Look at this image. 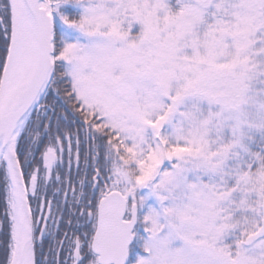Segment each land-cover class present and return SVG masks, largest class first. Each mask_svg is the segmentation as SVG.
I'll return each mask as SVG.
<instances>
[{
	"label": "snow or ice",
	"instance_id": "snow-or-ice-1",
	"mask_svg": "<svg viewBox=\"0 0 264 264\" xmlns=\"http://www.w3.org/2000/svg\"><path fill=\"white\" fill-rule=\"evenodd\" d=\"M0 264H264V0H0Z\"/></svg>",
	"mask_w": 264,
	"mask_h": 264
}]
</instances>
